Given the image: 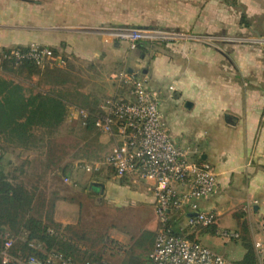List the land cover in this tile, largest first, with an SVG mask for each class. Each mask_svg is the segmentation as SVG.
Instances as JSON below:
<instances>
[{
  "label": "crops",
  "instance_id": "0c3cea01",
  "mask_svg": "<svg viewBox=\"0 0 264 264\" xmlns=\"http://www.w3.org/2000/svg\"><path fill=\"white\" fill-rule=\"evenodd\" d=\"M149 5L142 23L119 25L184 36L130 48L93 31L102 21L91 12L90 0H0V49L31 43L58 49L66 59L56 61L63 76L53 86L90 94L100 102L116 92L128 97L130 89L100 74L81 82L94 64L116 65L110 76L128 70L143 78L158 93L159 110L175 145L215 172L216 192L198 200L200 209L214 214L215 227L194 236L199 233L203 244L233 264L243 258L244 242H249L259 264L253 243L261 237L258 221L264 217V0H150ZM29 79L35 82L37 76ZM98 142L102 148L94 158L74 160L70 154L65 172H54L58 184L48 185L44 194L54 197L52 218L63 226L77 228L108 213L111 226L126 218L122 228L112 227L108 235L130 246L143 233L154 234V198L143 181L117 177L104 160L110 138L99 133ZM8 149L4 156L11 172L17 157L25 172L31 168L30 150ZM4 156L0 152L1 160ZM87 163L94 165L91 171L83 169ZM185 219V214L177 215V226ZM218 229L234 230L239 238L224 240ZM151 246L149 242L148 250Z\"/></svg>",
  "mask_w": 264,
  "mask_h": 264
},
{
  "label": "built area",
  "instance_id": "2783aa9c",
  "mask_svg": "<svg viewBox=\"0 0 264 264\" xmlns=\"http://www.w3.org/2000/svg\"><path fill=\"white\" fill-rule=\"evenodd\" d=\"M93 31L125 41L130 48L143 41L163 42L173 38L159 29L130 25L98 26ZM25 46L26 50L16 46L1 48L0 67L6 58L13 59L16 64L27 59L39 67L65 61L62 55H55L50 46L36 43ZM110 77L117 87H128L129 96L116 92L101 100L100 113L93 124L99 133L111 140L104 160L114 174L133 182L143 181L146 190L153 195L157 226L148 252L149 263L233 264L195 236L188 237L215 224L214 214L198 205L199 199L217 190L214 170L207 163L192 161L186 150L175 145L159 110L158 93L148 87L143 78L128 70ZM70 114L85 124L87 112L84 109L72 107ZM82 167L91 171L94 165L87 163ZM180 213L185 214L186 219L184 225L178 227L180 233H175L171 221ZM47 231L54 233L52 228ZM258 231L261 237L253 245L259 264H264V217L258 221ZM217 233L225 240L239 238V233L230 229H218ZM18 243L25 244V249ZM95 250V255L76 259L59 249L46 247L37 239H29L25 230L19 234L7 228L0 231L2 264H113V258L124 255L126 246L107 236Z\"/></svg>",
  "mask_w": 264,
  "mask_h": 264
},
{
  "label": "trees",
  "instance_id": "16d2710c",
  "mask_svg": "<svg viewBox=\"0 0 264 264\" xmlns=\"http://www.w3.org/2000/svg\"><path fill=\"white\" fill-rule=\"evenodd\" d=\"M243 17L242 15V19ZM16 47L22 50L27 49V46L23 45ZM52 49L55 55L59 54L58 49L53 47ZM62 57H64L63 54ZM1 73L23 75L28 79L37 76V80L32 85L24 86L19 81L0 75V145L30 149L46 141L48 142L46 147H49L50 142L47 140L51 133L65 121L70 108L76 107L87 112V117L83 121L85 124L82 125L80 120L79 124L86 132L92 134L91 140H86L78 149L80 156L77 158L91 157L92 140L97 149L101 150L102 145L98 142L99 132L93 124L95 117L100 113V100L78 90L53 86L61 82L63 76L55 64L39 67L27 59L16 64L13 59L6 58L1 62ZM51 150L47 148L50 162L52 160ZM66 166L67 164L59 169L63 170ZM35 197H38L35 187H27L17 175L6 172L0 157V231L7 228L12 233L19 234L25 230L29 239H37L46 247H54L76 259L95 255L94 245L100 244L107 235H97L96 242L91 240L90 246L85 247L82 241L88 240L90 235L74 225L63 226L54 221L52 218L54 202L49 203L48 207L43 209V203L41 201L36 203ZM176 222V218H173L172 231L180 233ZM214 225L203 227L200 231L214 229ZM48 228H52L54 233H48ZM188 237L193 238L194 235L191 234ZM153 239L154 234L143 233L139 240L126 248L119 264H138L136 261L141 253L138 254L132 248L136 246V250L147 251L149 242L153 243ZM18 246L25 249V244L18 243ZM80 246L85 249L82 250ZM244 248L246 252L243 258L236 264H257L253 246L249 242H244ZM149 250L146 255H143L147 261H149Z\"/></svg>",
  "mask_w": 264,
  "mask_h": 264
},
{
  "label": "rangeland",
  "instance_id": "374dc122",
  "mask_svg": "<svg viewBox=\"0 0 264 264\" xmlns=\"http://www.w3.org/2000/svg\"><path fill=\"white\" fill-rule=\"evenodd\" d=\"M94 4V8L91 10L93 14L99 19H101V24L99 26H111V25H119V24H137L142 23L145 19L146 15L149 14V3L150 0H90ZM149 19V18H148ZM98 27V26H96ZM151 28V27H150ZM156 29V28H155ZM161 31H164L166 33H169L173 36V38L177 37H183L184 35L181 32H175V31H169L166 29H159ZM97 67L92 66V71L89 73L83 74V79L81 82H84V84L89 83L93 81L95 78H98L99 74L103 75L110 79V74L117 69L116 65L111 64L110 66L106 65L105 63H97L94 64ZM70 69L74 71V62L70 64ZM106 72V73H104ZM104 73V74H103ZM11 77L14 80H18L19 82H22L25 85H32L34 81L24 77L23 75H11ZM75 78V79H74ZM36 81V80H35ZM77 81V77L73 75V82ZM69 120L66 123H62L51 135L49 136L48 140L49 147H46V143L48 145V142L39 143L37 146L30 148V149H24V150H30L33 156V164L31 168L25 172V164L24 159L23 162L18 161V157L16 160L15 168L10 171L9 165H7V157H5V152H8L9 155V149L7 146L0 145V152L3 154L2 162L4 165V169L9 174L17 175L20 180L24 182V184L27 187H35L36 194L38 197L36 198V203H39L41 201L43 203V209H46L49 205V203L54 201V197L48 196V194H44V191H46V187L48 185L58 184L59 181H56L57 175L56 172L64 173L65 169H59L60 167H63L66 165V160L70 154L74 156V160L77 159V156H80V149L82 144L86 142V140H91V133L86 132L82 126L79 124L78 119L73 115L70 114L67 116ZM47 148H51V162L48 161L47 156ZM90 149L92 150L90 156L94 158L98 152H100L97 149L96 144L94 143V140H92L90 144ZM19 155V154H18ZM17 155V156H18ZM13 157V155H10ZM98 156V155H97ZM9 164V163H8ZM63 165V166H62ZM57 169L59 171H57ZM55 172V173H54ZM40 176L41 179L35 178L33 176ZM43 177V178H42ZM39 185H42L43 188H39ZM40 189V190H39ZM37 206V205H36ZM38 207V206H37ZM126 218H119L118 226H111L108 224L111 221L110 213L106 215V217L103 218H97L92 219L89 224H82L78 227V229L87 232L90 237L87 240H83L82 244L85 247L90 246L91 240L94 241L97 240V237L100 235H108V230L112 227L114 228H122L120 224H123L122 221H124ZM127 222V221H126ZM133 220L129 221L130 228L136 230V227L133 225ZM139 227V226H137ZM133 231V232H134ZM98 235V236H97ZM199 233H197L198 238ZM204 235V234H203ZM202 235V238L204 236ZM199 239V238H198ZM223 239V238H222ZM95 240V242H96ZM225 240V239H224ZM201 241V240H200ZM99 244H95L94 247L97 248ZM129 243H127L125 246L129 248ZM132 248V250L136 251L138 254L141 253V256H138V264H149L147 262V259L143 256L147 254V251H140ZM94 248V249H95ZM122 260V257L119 259L113 260V264H119ZM0 264H2L0 262Z\"/></svg>",
  "mask_w": 264,
  "mask_h": 264
}]
</instances>
